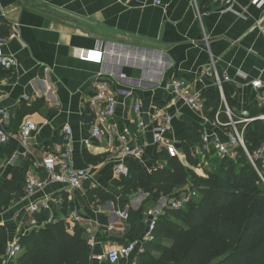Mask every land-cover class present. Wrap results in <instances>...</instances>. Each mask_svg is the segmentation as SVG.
Wrapping results in <instances>:
<instances>
[{
	"label": "crops",
	"instance_id": "obj_1",
	"mask_svg": "<svg viewBox=\"0 0 264 264\" xmlns=\"http://www.w3.org/2000/svg\"><path fill=\"white\" fill-rule=\"evenodd\" d=\"M254 1L233 0V9L223 11L214 0H0V34L20 35L0 49L18 60L15 72L0 70V105L11 113L8 129L12 132L18 133L26 120L40 126L29 138L28 149L17 140L0 144V225L8 229L9 243L77 212L83 219V236L89 244L95 243L90 245L91 264H104L108 260L93 256L128 245L124 235L131 211L145 207L148 226V211L162 214L174 200L190 194L191 184L156 198L142 190L122 192L125 178L116 173L122 161L120 142L94 134L102 126L91 106L96 83L108 81L115 91L114 121L121 129L129 126L137 131L134 105L142 102L147 132L132 142L145 151L142 158L130 160L146 173L166 165L158 154L167 148L153 138L159 109L173 117L167 144L182 143L176 155L186 162L183 144L190 143L186 116L218 134L224 135L226 128L212 122L204 125L202 115L175 98L165 84L185 78L201 94L217 89L225 94L227 84L231 104L225 98L235 114L256 103L260 90L252 81L264 82V12ZM200 11L210 13L200 16ZM67 127L72 130L74 167L89 174L79 188L47 179L48 172L40 165L46 155L63 151ZM192 153L206 157L202 163L211 166L200 145L193 146ZM195 169L203 175L201 165ZM31 174L43 183L28 197ZM20 187L25 192L22 197ZM91 189L100 190L103 197L95 194L91 199ZM33 202L46 203L48 207L38 213L48 212V216L37 220L28 209ZM145 235L129 256L110 263L141 264ZM24 251L23 247L18 255Z\"/></svg>",
	"mask_w": 264,
	"mask_h": 264
},
{
	"label": "trees",
	"instance_id": "obj_2",
	"mask_svg": "<svg viewBox=\"0 0 264 264\" xmlns=\"http://www.w3.org/2000/svg\"><path fill=\"white\" fill-rule=\"evenodd\" d=\"M224 91L231 104L227 84ZM202 97L205 114L211 120L220 112L221 120L229 121L220 90L203 93ZM249 108L252 115L264 113L257 102ZM184 126L190 141L183 144L186 162L167 149L158 154L166 165L151 173L133 160L125 162L129 175L123 184L124 194L142 190L156 198L188 184L195 192L184 207L169 206L159 215L154 238L143 242L141 264H264V182L242 147L236 149L235 157L212 154L207 156L211 166L202 163L201 157L193 155L192 147L202 146L203 126L187 116ZM244 138L250 152H255L264 142V120L248 124ZM198 165L203 175L195 169ZM17 191L20 197L25 194L21 187ZM11 193L12 197L14 191ZM88 193L91 199L95 194L103 197L98 189ZM34 215L42 220L48 212ZM129 222L124 235L127 244L147 232L145 207L131 211ZM84 233L79 224L71 232L68 223L60 220L23 237L20 242L25 251L15 258L6 256L9 232L0 225V264H91V248Z\"/></svg>",
	"mask_w": 264,
	"mask_h": 264
},
{
	"label": "built area",
	"instance_id": "obj_3",
	"mask_svg": "<svg viewBox=\"0 0 264 264\" xmlns=\"http://www.w3.org/2000/svg\"><path fill=\"white\" fill-rule=\"evenodd\" d=\"M216 3L222 6L223 11L233 9V0H214ZM254 3L259 6L264 12V0H255ZM210 11L199 12L200 16L203 14H209ZM264 26L262 25L261 28ZM18 32L14 31L9 36H3L0 34V49L12 39L19 38ZM18 66V60L15 55L5 54L0 52V70H9L15 72ZM217 73V71H216ZM218 74V73H217ZM225 80H229V76H225ZM0 78V84H1ZM220 87L222 88V78L218 77ZM254 88L258 91V105L264 108V82L261 79L252 81ZM166 88L173 94V96L185 104H187L194 111L200 113L203 118V124L213 123L216 126L226 128L224 135L218 134L217 132L210 131L205 126L203 127L202 137V151L207 155L215 154L221 158L235 157L236 149L242 147L247 154L250 162L258 172L262 181L264 182V142L255 150L250 152L248 149L244 131L248 124L255 120H264V113L252 115L250 108L246 107L242 109L239 114L233 113L227 104L223 89L221 90V97L225 103V111L229 118L228 122H224L220 118V113L216 115L215 120H211L205 114V99L202 94L192 89L190 82L187 79H175L167 82ZM91 106L96 113L99 120H101L102 126L95 129L94 134L96 136L108 135L110 140L118 138L120 142V156L121 162L117 165L116 173L122 175L124 178L129 175V168L125 164L127 159H139L144 155L145 148L138 142H132L133 139L137 140L140 135H145L147 132V125L142 118V102L136 101L134 105V112L137 115V131L133 132L129 126H125L122 129L119 128L118 124L114 121V117L117 111L118 99L115 91L108 81L102 80L96 83V95L91 100ZM159 117V124L153 128L154 143L161 147H166L171 155H176L177 147L173 144H167V134L173 129V117L162 110H156L155 112ZM11 113L1 107L0 105V144H7L12 140H17L23 147L28 149V140L32 134L39 130V124L26 120L20 126L18 133H14L8 129L10 123ZM72 130L70 127L65 129V145L63 151L58 154L52 153L46 155L41 161V167L48 172V178L52 181L61 182L67 185L69 188H79L84 186L88 180V171L85 169H77L74 167L72 161ZM131 140V142H130ZM15 165V162H12ZM42 180L37 174H31L27 178L26 192L27 196H32L36 192L37 188L42 186ZM194 191L190 194L174 200L171 203V207L180 208L184 207L194 195ZM48 205L46 203L39 206L37 203H30L28 209L31 213H38L42 209H46ZM125 215L124 213H121ZM160 213L154 210L148 211V229L145 235V240H152L154 238L153 231L156 227L157 220ZM63 219L68 223V228L74 231L77 224H81L82 216L77 212H71L70 214H64ZM33 224L37 223L33 220ZM90 232V229H87ZM138 241L132 242L128 245L117 246L111 248L107 252L93 256L99 261L108 260L111 263H117L121 258L129 256L138 246ZM94 242L90 243L94 246ZM143 249V248H142ZM23 250V246L19 240H14L8 243L6 256L16 257Z\"/></svg>",
	"mask_w": 264,
	"mask_h": 264
},
{
	"label": "water",
	"instance_id": "obj_4",
	"mask_svg": "<svg viewBox=\"0 0 264 264\" xmlns=\"http://www.w3.org/2000/svg\"><path fill=\"white\" fill-rule=\"evenodd\" d=\"M176 147H177L178 150L181 151L182 150V143L177 144Z\"/></svg>",
	"mask_w": 264,
	"mask_h": 264
},
{
	"label": "rangeland",
	"instance_id": "obj_5",
	"mask_svg": "<svg viewBox=\"0 0 264 264\" xmlns=\"http://www.w3.org/2000/svg\"><path fill=\"white\" fill-rule=\"evenodd\" d=\"M202 158H204V159H205L206 157H204V156H203V157H201V158H200V159H201V161L203 160ZM209 158H210V156H209ZM209 158H208V159H209ZM211 158H212V157H211Z\"/></svg>",
	"mask_w": 264,
	"mask_h": 264
}]
</instances>
